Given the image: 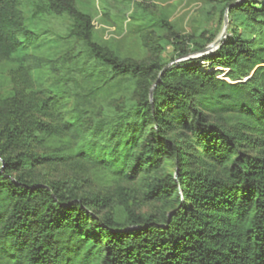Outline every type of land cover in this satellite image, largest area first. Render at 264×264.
Instances as JSON below:
<instances>
[{"label":"trees","instance_id":"1","mask_svg":"<svg viewBox=\"0 0 264 264\" xmlns=\"http://www.w3.org/2000/svg\"><path fill=\"white\" fill-rule=\"evenodd\" d=\"M124 1L166 33L141 61L76 0H0V264H264V47L189 58L213 40ZM200 1L264 30V0Z\"/></svg>","mask_w":264,"mask_h":264},{"label":"rangeland","instance_id":"2","mask_svg":"<svg viewBox=\"0 0 264 264\" xmlns=\"http://www.w3.org/2000/svg\"><path fill=\"white\" fill-rule=\"evenodd\" d=\"M152 3L155 8L151 12L159 17L169 20L174 29L180 34L194 36L204 35L203 43L207 40H224L237 31L243 39L255 41L256 47H264V30H258L240 19L233 21L228 18L225 24V15H220V7L206 6L200 0H141ZM78 8L91 15L95 19V38L101 44L109 45L120 58H132L137 61L144 60L148 56L140 42V33L145 29H154L159 35H165L160 28L158 19L143 13L139 8L124 0H76ZM166 63L179 62L174 47L168 41H164ZM211 45V44H209ZM207 45V47L209 46ZM217 46L212 48L216 51ZM201 56H190L199 58ZM62 169L51 170L49 175L61 174ZM100 189H111L110 183H97ZM160 204H141L140 212L150 213L161 211Z\"/></svg>","mask_w":264,"mask_h":264},{"label":"water","instance_id":"3","mask_svg":"<svg viewBox=\"0 0 264 264\" xmlns=\"http://www.w3.org/2000/svg\"><path fill=\"white\" fill-rule=\"evenodd\" d=\"M228 11L226 12V15H225V24L227 25V22H228ZM221 41L220 40H216L215 42H213L211 45H209L208 47H206L201 54L197 55V56H204V55H207L209 53H212V48L214 46H217L216 48L219 47ZM162 76V75H161Z\"/></svg>","mask_w":264,"mask_h":264}]
</instances>
